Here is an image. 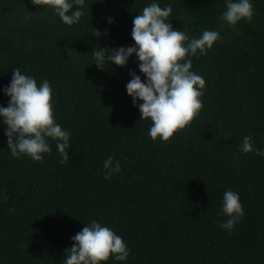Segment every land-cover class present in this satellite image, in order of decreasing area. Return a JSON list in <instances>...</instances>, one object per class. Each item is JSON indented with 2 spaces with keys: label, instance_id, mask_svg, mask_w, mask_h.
<instances>
[{
  "label": "trees",
  "instance_id": "trees-1",
  "mask_svg": "<svg viewBox=\"0 0 264 264\" xmlns=\"http://www.w3.org/2000/svg\"><path fill=\"white\" fill-rule=\"evenodd\" d=\"M250 2L251 22L229 27L220 19L226 0H85V14L68 26L51 7L0 0V107L18 68L37 86L50 82L55 122L71 134L65 164L51 138L42 162L16 159L0 117V264H64L92 220L129 250L126 260L102 264H264V157L255 154L264 151V0ZM152 3L171 6L166 23L189 38L220 33L191 57L205 80L203 107L167 143L152 141L142 101L134 106L127 95L130 72L146 80L135 54L103 70L92 56L133 46V19ZM245 135L254 149L246 154ZM109 156L121 170L105 179ZM229 190L244 211L231 231L219 214Z\"/></svg>",
  "mask_w": 264,
  "mask_h": 264
},
{
  "label": "clouds",
  "instance_id": "clouds-1",
  "mask_svg": "<svg viewBox=\"0 0 264 264\" xmlns=\"http://www.w3.org/2000/svg\"><path fill=\"white\" fill-rule=\"evenodd\" d=\"M31 3L38 7H51L60 21L68 26L78 23L85 14V0H31ZM171 13V6L161 8L152 3L133 19V46L92 51L94 63L101 70L105 63L125 67L129 57L135 54L139 71L146 80L142 82L139 75L130 72L132 78L126 84V92L134 106L137 101H142L138 105L140 120H151L149 136L153 142L157 138L164 143L169 142L177 131L190 126L199 115L203 107L200 98L205 80L191 71V57L197 56L198 52L200 56L205 55L220 39L218 31L205 30L199 38H189L185 32L173 30L172 25L166 23ZM253 15L250 0H226V10L220 19L233 27L241 20L251 22ZM100 35L95 30L94 36ZM12 73L10 84L3 89L4 94L10 97L8 106L0 107L10 155L16 159L24 155L34 162H42L43 154L51 152L48 143L51 138L57 141L56 148L61 157L59 163H67L71 134L55 122L50 82L45 79L37 86L36 80L22 74L20 69H14ZM239 151L245 154L254 151L250 135L243 137ZM255 154L264 157V151L259 149H255ZM103 167L107 170L105 179L121 170L119 161L113 164L111 156L103 162ZM219 214L227 217L220 224L226 230L231 231L239 223L244 211L238 193L224 192ZM72 240V247L65 250L64 264H102L110 257L124 261L129 256L121 236L95 220L84 226Z\"/></svg>",
  "mask_w": 264,
  "mask_h": 264
}]
</instances>
